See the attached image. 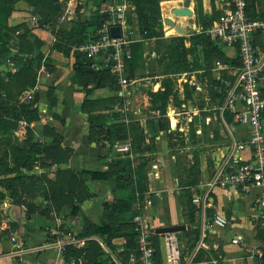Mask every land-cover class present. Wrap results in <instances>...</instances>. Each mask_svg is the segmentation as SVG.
I'll return each instance as SVG.
<instances>
[{"label":"crops","instance_id":"0c3cea01","mask_svg":"<svg viewBox=\"0 0 264 264\" xmlns=\"http://www.w3.org/2000/svg\"><path fill=\"white\" fill-rule=\"evenodd\" d=\"M83 1L88 4V8L82 7L81 9L83 20L89 23L95 20V12L90 15L88 12L91 9L95 11L97 7L100 8L101 12H104L110 5L125 3L133 9L130 0ZM191 1V7L194 10L193 17L195 16L192 19L187 16H174L172 14V9L182 7L184 0H163L160 2L162 16L173 17L177 24L186 29L185 36L201 32L198 20L200 1ZM203 1L205 15H211L214 7L220 12L225 7L223 0ZM66 3L63 15L59 20L54 19L53 27H57V25L62 28L72 26V19L75 15L77 16L74 12L75 1L67 0ZM251 10L255 15L264 14V2L253 1ZM38 21L39 15L36 13L35 7L30 6L23 0L16 4V9L8 20L9 25L12 27L28 23L27 28H31L29 30L30 34L44 42L41 51L44 54L45 64L56 69L52 72L44 67L45 70H42L41 74L38 75L37 84L30 94L40 92V100L36 103L40 116L38 120L31 122L29 125L34 131V142L55 149L54 154L47 155L51 157L49 159H54L53 161H59V163L52 162L45 166L35 165L30 173L47 175L49 179L58 184L61 192L69 188L68 180L74 173L84 181L87 187L86 191L91 196L86 197L80 203L75 201V204L80 206V212L77 215L69 214L70 204L63 202L66 199L65 193L61 195V198L55 196L53 199L51 197L45 200L39 195L32 198L25 196L24 199L35 204L32 214L26 217L22 214L23 211L25 212V208L16 204L10 192H7L5 208L8 211L2 214L0 222V264H45L55 259L58 251L57 246L60 242L86 238L94 239L102 250L100 251L102 257L110 258L101 246V242H104L101 238L96 236L78 237V234L85 232L89 223L99 224L102 221L105 201L118 199V191L114 180L94 181L88 174L82 173L83 170L87 169L106 171L109 168V162L114 161L117 157L108 140L101 138L100 140L91 141L89 139L90 116L94 118L99 115H102L105 119L111 116L110 118H113L115 122L118 120L123 122L139 121L140 126L145 130L147 143L151 142L153 135L155 136L156 151L154 153L134 154L131 151L129 154L133 159L130 170L134 173L139 171V174L135 176L133 187L142 190L146 199L150 198L152 203L148 204L145 199L142 204L140 201H136L133 196L128 201L132 213L140 214L144 211V219L147 216V223L149 222L150 226L156 227V230L158 227L176 224H186L190 226L187 229L199 230V244L188 258L187 264H264V231L260 220L257 200L258 191L256 189L245 191L235 186L215 183V178L220 169L227 163L233 142L244 140L249 135L248 126L235 121V113L244 108V102L238 99L234 102L232 108L226 110L233 114V122L229 123L224 113L221 112V104L213 106L208 103L210 100L207 93L209 78L204 76L202 69L191 73H183L175 80V90L178 91V94L185 93L184 83L189 82L198 86L197 90L199 92L195 93L194 102H197L199 98L200 100H207L204 101L206 103L198 105L196 108L187 104H182L181 108L173 104L168 107L167 116L170 130L180 129L187 135V140L193 139L188 133L190 124L194 123L197 144L192 145L191 150L193 152L202 151V155L199 153L201 161L199 181L197 186L192 187V203L185 204V198L179 196L183 188L179 185L177 173H174V170L171 169V167L175 169V165L173 166V163L170 164L171 167L168 165L169 158L176 162L177 157L175 153L170 155L169 151H172L173 148L168 144L166 132L159 130L157 127V118L160 112L151 107L152 103L149 95V92L164 90L163 80L165 75L153 74V69L152 72L147 71L146 74H149L147 76H138L137 71L136 76L130 79L131 83L128 86L115 85L118 89L115 96H121V101H108L111 94L110 89H113L109 84L98 88L91 83L89 87L93 90L88 94L80 75L74 70L76 53H81L78 49L79 46L74 48L69 56L64 55L63 52L53 46L56 36L51 28L41 26L37 23ZM30 23L35 26H31ZM129 25L133 32L130 37L137 41L140 40L141 35L135 15H133V21ZM191 29H194L192 33ZM164 30L166 36L177 33L175 28L165 25ZM256 47L258 53L264 59V35L257 36ZM13 49L16 50V48ZM144 49L145 67H147L156 57V52L151 49L150 40L144 42ZM224 50L230 58L235 57V50L226 47H224ZM223 71H229L228 73L232 75L236 74L233 67L218 60L214 74L217 73V77L221 78ZM262 75L264 77V73ZM201 76L205 78L204 81L200 79ZM236 80L237 78L228 89L227 95L231 92ZM46 81L48 82L44 85ZM48 85L53 92L51 96H48L46 92ZM200 92L202 93L199 95ZM107 105L109 108L105 107ZM173 109L176 112L174 116H171L169 111ZM211 110L215 111L214 116ZM115 113L119 115L118 120H115L113 115ZM216 119L223 126L220 131L226 134V137L220 136L218 140H215V127L212 128ZM151 123L154 129L153 132L149 130ZM23 128L26 130L25 126ZM16 133L18 132L16 131ZM126 141L131 142V139H121L116 143ZM184 151L183 148L177 154H182ZM150 155L152 160L141 168L140 165L144 158H149ZM250 157V149H246L241 153L242 161L248 160ZM58 171L60 172L58 173ZM152 172L153 174H151ZM36 190L37 192L38 190L40 192L49 191L47 185H44V187L38 186ZM79 190L80 188H77L76 192L78 193ZM195 196H201L202 199L207 201L208 205L205 210H203L201 204L197 205L193 202ZM71 201L69 199L68 202L71 203ZM189 205L193 207V210L190 209ZM64 209L66 210L64 211ZM215 214L224 215L229 224L222 229L206 227ZM131 215V213L127 214L128 217ZM13 236L16 237L17 242L11 240ZM236 237L240 238L239 243L233 242ZM158 239H160V236ZM124 243V239H117L115 242L117 248L113 252L121 256L125 255L122 251L124 250ZM69 245L82 249L84 246L88 247L93 244L90 245L86 241L83 245ZM182 246L184 245L182 244ZM202 247H204L205 259L196 258L197 251H200ZM88 252L85 251L84 255H87ZM86 260L83 256V264L86 263ZM101 264L108 263L104 261Z\"/></svg>","mask_w":264,"mask_h":264},{"label":"trees","instance_id":"16d2710c","mask_svg":"<svg viewBox=\"0 0 264 264\" xmlns=\"http://www.w3.org/2000/svg\"><path fill=\"white\" fill-rule=\"evenodd\" d=\"M19 1L20 0H0V40L3 48L0 49V58L7 56L8 53L9 59L13 58V60L16 61L14 65L17 66L11 69L7 75L0 69V90L4 96L8 97V100H6L7 105L4 107L5 114L0 116V186L4 188L2 189L0 187V200H5L7 192H10L15 203L25 208V212L23 211L22 214L29 217L35 208V204L24 199L25 196L32 198L33 196L39 195V197L45 200L51 197V199H53L55 196L61 198V195L65 193L66 199L63 202L65 204H70L68 208L69 214L77 215L80 212V206L76 205L75 201L80 203L86 197L91 196L86 191L87 187L82 179L73 173L72 177L68 180L69 188L61 192L58 188V184L49 179L47 175L30 173L35 165L41 164L45 166L52 162L59 163V161L49 159L51 157L48 155L54 154L56 152L55 149H51L52 147H47L45 144L34 142V131L29 124L39 119V109L38 106H36V103L40 100L39 94H35V99H33V101H18L19 95L27 90L35 88L39 72V63H41V59L44 57L41 51V46L44 42L34 35V42L38 45V53L33 49L30 43L28 48L19 47L21 45L20 43L15 47L12 43L13 34H16V32H18L19 38L21 39H25L27 36L32 35L28 28L24 33H21L19 31V26L12 27L8 23L9 17L16 9V4ZM23 1L35 7L36 13L39 15L38 22H40L39 24L41 26L45 27L50 25L52 32L56 36L53 46L66 56H69L74 48L85 43L94 34L96 26L101 25L108 17L107 13L101 12L100 8L97 7L94 11L95 20L89 23L83 20V13L81 12L82 7L80 8L76 5L75 9H78V17L71 27L62 28L59 25L53 27L54 19L59 20L63 15L67 0ZM130 1L133 9L128 11V22L132 23L133 15H135L141 39L131 43L132 59L128 64L127 74L130 79L134 78L136 72L146 64L144 42L146 40L155 39L156 49L154 51L156 52V56H159L158 63L161 68L159 74L165 75V79L163 80L164 90L149 92L152 103L151 107L160 112L157 118V127L159 130L166 132L169 146L173 149L177 147L179 151L185 148L187 135L182 131L170 130L169 118L167 116L168 107L171 104L179 108L182 107V104L189 105V100L194 102L195 93L199 91L196 85L185 82V97L181 98L178 91L175 90V80L183 73H191L202 69L204 71V76L209 78L207 93L209 94L210 104L213 106L222 105L228 96V89L234 84L236 76L229 74V71H223L221 78H218L217 75L213 73V69L216 68L215 63L212 66L213 58L215 57L216 61L220 60L233 68L241 65L240 58L238 54L230 58L226 54L224 46L206 33V29L210 27L214 21H204L205 15L202 14L203 11L198 13V20L201 27V32L199 34L195 33L190 36L174 35L166 37L164 25L161 21V0ZM252 2V0H248L249 10H251ZM221 13L222 11H219V16ZM189 39L193 42L190 46H187V41ZM13 48H16V50ZM189 55H193V60L189 59ZM92 64L93 61L90 58H87L82 53H76L74 70L80 75L86 92L89 94L93 90L89 87L91 83L98 88L108 86L109 84V86L115 90L116 82L109 72V69L100 68L96 70L92 67ZM48 67L52 72L56 70L50 65H48ZM15 69L17 70L13 71ZM200 79L204 81L205 78L201 76ZM52 93L53 92L50 91L48 96H51ZM201 93L202 92H200L199 95ZM115 100L121 101L122 97L118 95ZM9 113L11 115H8ZM113 115L115 120H118V113ZM224 116L229 123L233 122V114L231 112L225 111ZM110 117L105 119L102 115L94 118L90 116L89 139L91 141L100 140L101 138L108 140L111 149H114L118 140L131 139L132 149L135 154L147 152L154 153L156 151L155 136L153 135L151 137V142L147 143L145 130L140 126L139 121L132 120L130 122L118 123L121 120L115 122L114 119ZM21 121L27 122L26 135L22 140L20 137L18 138L15 136ZM152 123L149 126V130L153 132ZM214 132L215 140H218L220 134L218 125L215 127ZM178 134L181 136V139L179 143H176L173 138L176 139L175 136ZM188 134L193 138L192 144L196 145L197 133L194 128V123L190 124ZM178 151L175 152L176 157L180 155L177 154ZM113 152L116 154L115 149ZM129 154L130 152L124 155L117 154L116 159L109 162V168L106 171L89 169L82 171L83 174H88L94 181L114 180L116 190L118 191V199L114 201H105L102 221L99 224L89 223L85 232L78 234L79 238L99 237L110 249H112V251H115L117 248L114 240L120 238L124 239V250L122 251H124V257L126 259L131 254L137 253V232L134 222L136 213H132L130 209L131 205L128 200L133 196L136 201H140L143 204L146 199L142 190L134 189L133 187L135 176L139 174V171L134 173L130 170L133 159ZM151 160V155L149 158L145 157L140 167L143 168ZM200 162L199 154H193L192 165L187 168L188 177L184 179L179 172V175L177 174L179 185L184 189L183 197L186 201L185 204L192 203V187L197 186L199 181ZM13 163L14 165H12ZM183 170L186 171L184 168ZM59 172L60 171H58V173ZM44 185L48 186L49 191L40 192L38 190L37 192L36 188L38 186L44 187ZM77 188H80L78 193L76 192ZM74 194L76 195L74 196ZM69 199L72 200L71 203L68 202ZM190 209L193 210V207L190 206ZM65 210L66 209H64V211ZM129 213L132 215L128 217L127 214ZM181 233L194 238V240L200 238L199 230L197 229H186ZM158 237L159 235L156 233L154 237L156 243L159 242ZM87 243L93 245L88 247L84 246L82 249H77L69 245L66 247V251L68 255L71 254L78 257L84 256V258L87 259L85 264H101L104 261L108 264H113L110 258L102 257V253L100 252L102 250L94 239L89 238ZM85 251H89L87 255H84ZM157 254L159 255V251Z\"/></svg>","mask_w":264,"mask_h":264},{"label":"built area","instance_id":"2783aa9c","mask_svg":"<svg viewBox=\"0 0 264 264\" xmlns=\"http://www.w3.org/2000/svg\"><path fill=\"white\" fill-rule=\"evenodd\" d=\"M223 2L225 7L221 15L206 29V33L224 47L235 50L241 65L234 68L237 80L220 108L224 113L233 107L236 100L243 101L245 106L235 113V121L247 125L249 135L244 140L233 142L227 163L220 169L215 183L235 186L245 191L256 189L261 226L264 231V77L262 75L264 59L256 47L257 36L264 35V14L254 15L248 8V0H223ZM130 9L131 6L125 3L108 6L104 10V13L108 14L107 19L96 26L94 34L78 47L82 54L93 61V68L96 70L108 68L115 84L121 87L131 83L127 71L132 59L131 43L136 40L130 37L133 35L127 18ZM115 26L121 27L119 37L111 33V29ZM175 112L173 109L169 111V115L174 116ZM114 149L118 155L128 153L131 150V142H118ZM246 149H250L251 157L242 161L241 153ZM146 202L152 203L150 198L146 199ZM193 202L197 205L201 204L203 210L208 205L201 196H195ZM134 222L137 232V253L131 254L126 259L124 255L115 254L106 243L101 242L113 264H182L184 246L177 232L158 234L160 239L156 243L154 238L156 227L150 226L141 214L134 217ZM228 224L229 221L224 215L215 214L206 227L222 229ZM88 240L89 238L60 242L55 259L45 264H82V259L78 256L68 255L66 247L69 244L83 245ZM12 241L17 242L16 237L13 236ZM240 241L239 237L233 240L234 243Z\"/></svg>","mask_w":264,"mask_h":264},{"label":"rangeland","instance_id":"374dc122","mask_svg":"<svg viewBox=\"0 0 264 264\" xmlns=\"http://www.w3.org/2000/svg\"><path fill=\"white\" fill-rule=\"evenodd\" d=\"M21 1V0H20ZM82 1V4H80V2ZM118 1H121V0H118ZM161 1H163V0H161ZM252 1H257V2H259V3H263L264 2V0H252ZM112 3V2H111ZM67 4V3H66ZM78 6V7H87L88 8V4L86 3L85 4V1H83V0H75V4H74V7L75 6ZM73 6V5H72ZM214 6H215V4H214ZM68 7V6H67ZM199 7H200V10H199V13H200V11H204V9H205V5H204V1L203 0H200V2H199ZM82 9V8H81ZM92 10V11H91ZM88 13H89V15L90 14H92V13H94V10L93 9H91ZM74 12H75V14H77V16L75 15V17L72 19V21L74 22L76 19H77V17H78V9H75L74 8ZM202 14H204V12L202 13ZM205 15V14H204ZM174 16H176V15H174ZM218 16H219V10H217V9H215V7L213 8V10H212V13H211V15H205L204 16V21H206V22H209V21H211L212 20V22L213 21H215V19H217L218 18ZM163 17V16H162ZM195 17V16H194ZM193 17V18H194ZM189 18V17H188ZM36 21V20H35ZM37 23H40V22H37ZM36 23V24H37ZM30 25L31 26H33L34 24H32V23H30ZM163 25H165L164 23H163ZM17 26H19L20 28H19V30L21 31V33H24L23 31L28 27V23H22V24H19V25H17ZM26 26V27H25ZM35 26V25H34ZM48 26V28H51V27H49L50 25H47ZM165 26H167V27H169L168 25H165ZM31 29V28H30ZM29 29V30H30ZM188 33H189V31H188ZM169 34V33H168ZM14 36H13V45L16 47V45H18L19 43L21 44L19 47H22V48H28L30 45H29V43L30 44H32V47H33V49H35V51L38 53V48H37V44H36V42H34L35 41V37L33 36V35H29V36H27V38H25V39H21V38H19V34L16 32V34L14 33L13 34ZM174 35H179L180 36V34L177 32L176 34H171V36H174ZM166 36V35H165ZM166 37H169V36H166ZM150 42H151V49H153V50H155L156 49V40L155 39H151L150 40ZM193 41L192 40H188L187 41V46H190L191 45V43H192ZM12 45V44H11ZM51 46V45H50ZM0 49H3L2 48V43H1V40H0ZM189 57V59H191V60H193V55H189L188 56ZM2 58V59H1ZM0 58V69H2V71L4 72V74L5 75H7L8 74V72H10L11 71V69H14V67H17L16 65H14V62H16V61H14L13 60V58H11V59H9V54L7 53V56H4V57H1ZM215 58V57H214ZM213 58V62H212V66H213V64L215 63V64H217V61H216V58L214 59ZM158 60H159V56H156L153 60H152V63H150V65L149 66H147V67H145V65L141 68V69H139L138 70V76H147V75H149V74H146L147 73V71H150V72H152V70L154 69V73L153 74H156V73H159V71L161 70V68H160V65H159V63H158ZM35 66H37V65H35ZM34 66V67H35ZM44 67H45V69H49V67H48V65L47 64H45V61H44V59H41V63H39V72H38V75H40L41 73V71L42 70H45L44 69ZM214 69H216V68H214ZM214 69H213V73H214ZM17 69H15V70H13V71H16ZM149 72V73H150ZM217 72V71H216ZM215 72V73H216ZM44 73V72H43ZM42 73V74H43ZM3 74V75H4ZM217 74V73H216ZM215 74V75H216ZM178 77V76H177ZM48 81H46V82H44V85H45V83H47ZM33 89H30V90H27V91H25L24 93H22L21 95H19V97H18V101H21V102H29V101H33V99H35V94H39V96H40V92H35V93H31L30 94V92L32 91ZM117 90L118 89H110V92H111V94H110V96L108 97V101L109 102H112L113 100H115V98L117 97V96H115V95H117ZM51 91V88H50V86L48 85V88H47V90H46V92H47V94H48V92H50ZM179 96L181 97V98H184L185 97V93H181V94H179ZM41 97V96H40ZM6 100H8V97L7 96H4L3 95V93H2V91L0 90V116L3 114H5V111H4V107H5V105H7V101ZM204 101H207V100H203V99H201L200 100V98H199V100L197 101V102H192V101H190L189 102V105H190V107H194V108H196L198 105H203V103H206V102H204ZM10 102V101H9ZM193 103V104H192ZM208 103H210V101L208 102ZM105 107H107V108H109V106L107 105V106H105ZM204 107V106H203ZM214 110H211V113L213 114V116H214ZM8 115H11L10 113L8 114ZM134 115H136V114H134ZM168 115V114H167ZM137 116V115H136ZM27 122H25V121H21V123H20V127H19V129L17 130V132L18 133H16L15 134V136L16 137H20V138H22V137H25V135H26V130H25V128H23V126H27V124H26ZM118 123H124V122H122V121H119ZM178 125H180V123H178ZM219 126V128H222L223 126L222 125H220V123H219V121L216 119V121H214V125L212 126V128L214 129V127H216V126ZM212 129V130H213ZM176 130H178V131H181L180 129H176ZM211 130V131H212ZM183 132V131H182ZM222 133V134H221ZM226 134L224 133V132H222V131H220V134H219V138H220V136H222V137H226L225 136ZM175 136V135H174ZM176 137V139H174L173 138V140L176 142V143H179V141H180V139H181V136L178 134L177 136H175ZM218 138V139H219ZM15 139V138H14ZM193 142V139H189V140H187L186 139V146H185V148H184V152L182 153V154H180V155H178L177 156V160H176V162L174 161V160H172L171 158H169V160H168V165L170 166V164L172 165V163H173V166L175 165V169H173L171 166V169L172 170H174V173H177L178 174V172H179V174L184 178V179H186L188 176V172H187V168H189V167H191V165H192V159H193V154H201L202 155V151H200V152H196V151H192L191 150V146L193 145V144H191ZM197 142V141H196ZM133 152V149H132V146H131V150L129 151V152ZM176 151H178V148L177 147H174V149L171 151H169L170 152V155H172V153H175ZM135 154V153H134ZM12 165H14V163L12 164ZM183 168L186 170V171H184L183 170ZM173 173V174H174ZM178 174V175H179ZM175 195H176V193H175ZM183 195H184V189H182L181 190V194L179 195L180 197H183ZM6 207V205H5V200H3V201H1L0 200V219L2 218V214L3 213H6L8 210L5 208ZM5 208V209H4ZM6 211V212H5ZM142 216H143V214H144V211H142L141 213H140ZM137 215V214H136ZM146 219H147V216H146ZM146 219H144L146 222H147V220ZM149 223V222H148ZM180 233V234H179ZM200 234V233H199ZM177 235H178V237H179V239H180V242L184 245V248H183V253H182V264H187V262H188V258L193 254V252H194V249L198 246V244H199V241H200V238L198 239V240H194V238H191V237H189V236H187V235H184V234H182L181 232H178L177 233ZM11 240H12V237H11ZM117 241V239L116 240H114V242H116ZM117 244V243H116ZM204 247H202L201 249H200V251H197V256H196V258H199V259H205V254H204ZM199 256V257H198ZM79 258L80 259H82V264H83V256H79Z\"/></svg>","mask_w":264,"mask_h":264},{"label":"water","instance_id":"95a60500","mask_svg":"<svg viewBox=\"0 0 264 264\" xmlns=\"http://www.w3.org/2000/svg\"><path fill=\"white\" fill-rule=\"evenodd\" d=\"M191 0H184V4L182 7H175L172 9V14L177 16H187L189 18H193L194 10L191 7ZM161 21L168 25L170 28H175L177 32L180 35L186 34V29L181 26L180 24H177L175 19L171 16H163ZM194 31V29H191V33ZM111 33L115 37H119L121 35V27L115 26L111 29ZM190 226H187L186 224H176V225H169V226H162L158 227L156 230L157 234H164V233H170V232H182L189 228Z\"/></svg>","mask_w":264,"mask_h":264}]
</instances>
